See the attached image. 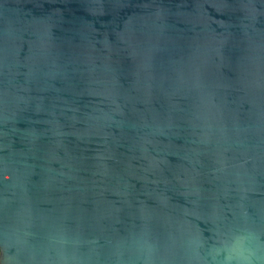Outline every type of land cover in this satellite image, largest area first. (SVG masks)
I'll return each instance as SVG.
<instances>
[{"label":"water","instance_id":"95a60500","mask_svg":"<svg viewBox=\"0 0 264 264\" xmlns=\"http://www.w3.org/2000/svg\"><path fill=\"white\" fill-rule=\"evenodd\" d=\"M0 264H264V0H0Z\"/></svg>","mask_w":264,"mask_h":264}]
</instances>
